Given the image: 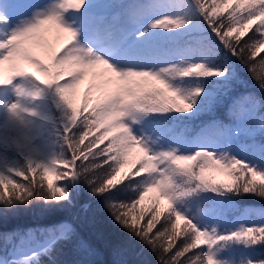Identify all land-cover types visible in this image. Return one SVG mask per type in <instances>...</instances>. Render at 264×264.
Masks as SVG:
<instances>
[{"label":"snow or ice","instance_id":"1","mask_svg":"<svg viewBox=\"0 0 264 264\" xmlns=\"http://www.w3.org/2000/svg\"><path fill=\"white\" fill-rule=\"evenodd\" d=\"M194 32L200 46L178 44ZM261 53L264 0H0V216L86 188L159 264H264V219L223 215L234 198H264V98L241 75L264 92ZM206 114L192 140L166 138L168 121ZM206 199L215 215L197 207Z\"/></svg>","mask_w":264,"mask_h":264},{"label":"trees","instance_id":"2","mask_svg":"<svg viewBox=\"0 0 264 264\" xmlns=\"http://www.w3.org/2000/svg\"><path fill=\"white\" fill-rule=\"evenodd\" d=\"M248 34L243 38H246ZM190 39L193 43H190L189 46L196 48L202 42V35L199 32H194L190 36L180 38L178 42ZM213 39H216L214 35ZM217 43H219L218 39ZM261 54L264 55V53ZM241 75L248 84V87L242 90L254 92L257 97L264 98V92L259 89L249 74L242 69ZM215 116L223 120L224 123L229 122L222 108L215 113ZM212 118L206 114L191 121L170 120L167 123V128L171 131H166L165 136L167 138L182 133L188 138L192 133L200 132L201 128ZM237 143L243 145L247 141L241 137ZM211 174L217 180L229 179L218 171H213ZM48 178L54 179V176L49 174ZM131 195V190L115 194L117 198H126ZM166 203L161 199L162 207L166 206ZM147 204L148 202L145 203V205ZM254 206H257V209H253ZM197 207L209 210L211 215L216 214L215 206L211 200H203ZM262 212H264V198L247 195L234 198L232 206L226 207L223 215L229 225L233 226L239 216L243 219L250 217L251 224L258 223L264 219L260 215ZM181 224L183 225V222ZM62 225L65 226L64 229L69 230L67 238L57 239L63 230L60 229ZM44 236L46 239H50L49 243L53 239H56V243L47 251H42L45 246L40 245L37 250L38 256L29 261V264H159L158 258L150 249L143 245L139 239L123 230L112 219L109 211L104 207L103 198L91 196L86 188H83L79 195L75 196L72 203L50 205L42 200H36L28 205L15 207L7 216H0V254L10 264L12 261H22L25 257L31 256L29 254L14 257L12 251L16 245L27 241H37ZM117 250H119V254ZM261 250L264 252V249ZM231 252L233 254L234 252L243 253V249L237 247ZM234 258L237 259L235 254Z\"/></svg>","mask_w":264,"mask_h":264},{"label":"rangeland","instance_id":"3","mask_svg":"<svg viewBox=\"0 0 264 264\" xmlns=\"http://www.w3.org/2000/svg\"><path fill=\"white\" fill-rule=\"evenodd\" d=\"M127 1H129V3L133 2V0H127ZM36 2L41 3V4H47V3H50L51 0H36ZM190 43H193V41L191 39L187 40V41H183V42H178V44L181 47L189 46ZM24 67L27 70H29V71H34L35 70L34 66L31 65V64H25ZM4 75L5 76L7 75V63L5 64ZM89 84H90V80H85L80 85H78L77 89L75 90V99H76L77 106L79 105L80 101L82 100V98L84 97L86 92L88 91ZM91 94L92 95L96 94V89L95 88L92 89V93ZM196 134L197 133H192L191 136H189L188 138L183 136L182 133H178L177 135L178 136H183L186 139L192 140L196 136ZM85 143H87V141H85ZM101 147H103V145H101ZM152 195H154V193L149 194V196H152ZM146 202L149 203V198L148 197H146L144 203H146ZM253 209H257V206H254ZM238 218L243 220V222H245V223H247L249 225L252 223V220L250 219V217L246 218V219H243V217L239 216ZM64 228H65V226H63V225L60 226V229H64ZM44 233H46V232L44 231ZM48 244H49V238L46 239V237L42 238L40 240H37V241H32V242L31 241H27V242H25L23 244L20 243V244L15 246V248L12 251V255L14 257L15 256H27V255L31 254L33 251H37L38 247L40 245H44L46 247V245H48ZM259 251L262 252L263 250H259ZM234 254L236 255L237 260L240 259L242 257V255H243L242 252H238V253L234 252ZM234 254L231 251H226L224 253V256H225L226 259H235L234 258ZM0 260H6V259L2 255H0Z\"/></svg>","mask_w":264,"mask_h":264}]
</instances>
